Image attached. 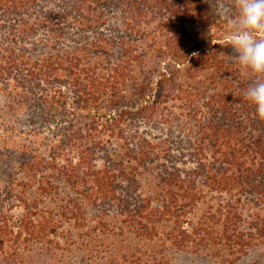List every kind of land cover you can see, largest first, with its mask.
Masks as SVG:
<instances>
[{
	"label": "trees",
	"instance_id": "1",
	"mask_svg": "<svg viewBox=\"0 0 264 264\" xmlns=\"http://www.w3.org/2000/svg\"><path fill=\"white\" fill-rule=\"evenodd\" d=\"M236 0H0V264H264V119Z\"/></svg>",
	"mask_w": 264,
	"mask_h": 264
},
{
	"label": "clouds",
	"instance_id": "2",
	"mask_svg": "<svg viewBox=\"0 0 264 264\" xmlns=\"http://www.w3.org/2000/svg\"><path fill=\"white\" fill-rule=\"evenodd\" d=\"M238 13L221 5L217 15L224 20L241 71L254 77L244 91V99L254 105L258 118L264 119V0H236Z\"/></svg>",
	"mask_w": 264,
	"mask_h": 264
}]
</instances>
